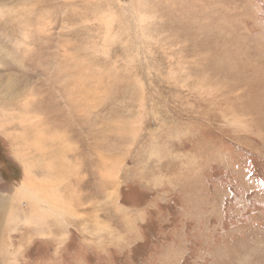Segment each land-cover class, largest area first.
Segmentation results:
<instances>
[{"label": "rangeland", "instance_id": "obj_1", "mask_svg": "<svg viewBox=\"0 0 264 264\" xmlns=\"http://www.w3.org/2000/svg\"><path fill=\"white\" fill-rule=\"evenodd\" d=\"M4 1L0 264H264V0Z\"/></svg>", "mask_w": 264, "mask_h": 264}, {"label": "bare ground", "instance_id": "obj_2", "mask_svg": "<svg viewBox=\"0 0 264 264\" xmlns=\"http://www.w3.org/2000/svg\"><path fill=\"white\" fill-rule=\"evenodd\" d=\"M8 1H10V0H8ZM3 2H5V1L1 0V4H5ZM5 5L7 6V9L10 8L9 5H7V4H5ZM10 13H11V10H7V14H10ZM5 15H6V10L5 11L3 10V12H2L0 9V16H5ZM1 27H2V24H1L0 28ZM30 175H33V173L27 174V179L23 183V186L20 188L18 195L21 196V198L26 199V200L31 202V205L35 209V210H33V216L39 220L40 217L44 218L43 215H46V217H49L52 212H56V211L58 212V210L60 209V204L58 201L59 199L53 198L50 194L47 193V191H43L44 188L42 190H40V187H42V186L40 185V183L35 182L34 179H32V178L29 179ZM43 205L47 206L49 208V210H47L45 208L43 209L42 208ZM41 211H42V213H41Z\"/></svg>", "mask_w": 264, "mask_h": 264}]
</instances>
